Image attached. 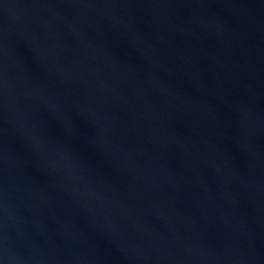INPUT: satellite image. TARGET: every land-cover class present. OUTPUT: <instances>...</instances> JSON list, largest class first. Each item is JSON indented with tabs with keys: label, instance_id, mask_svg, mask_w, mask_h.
I'll return each mask as SVG.
<instances>
[{
	"label": "water",
	"instance_id": "95a60500",
	"mask_svg": "<svg viewBox=\"0 0 264 264\" xmlns=\"http://www.w3.org/2000/svg\"><path fill=\"white\" fill-rule=\"evenodd\" d=\"M0 264H264V0H0Z\"/></svg>",
	"mask_w": 264,
	"mask_h": 264
}]
</instances>
